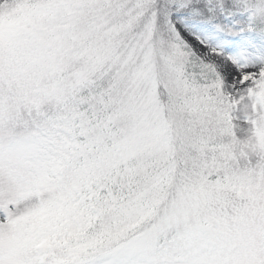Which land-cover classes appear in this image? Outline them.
<instances>
[{
  "label": "snow or ice",
  "instance_id": "6c2138e0",
  "mask_svg": "<svg viewBox=\"0 0 264 264\" xmlns=\"http://www.w3.org/2000/svg\"><path fill=\"white\" fill-rule=\"evenodd\" d=\"M0 264H264V0H0Z\"/></svg>",
  "mask_w": 264,
  "mask_h": 264
}]
</instances>
